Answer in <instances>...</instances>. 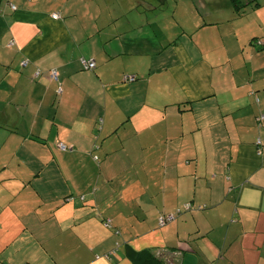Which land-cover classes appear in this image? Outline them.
<instances>
[{"label":"crops","instance_id":"1","mask_svg":"<svg viewBox=\"0 0 264 264\" xmlns=\"http://www.w3.org/2000/svg\"><path fill=\"white\" fill-rule=\"evenodd\" d=\"M144 249L264 264V0H0V264Z\"/></svg>","mask_w":264,"mask_h":264},{"label":"trees","instance_id":"2","mask_svg":"<svg viewBox=\"0 0 264 264\" xmlns=\"http://www.w3.org/2000/svg\"><path fill=\"white\" fill-rule=\"evenodd\" d=\"M230 1H231L232 6L234 7V9L236 10V12H238L239 14H242V9L246 5H249V6L251 5V7L252 6L255 7L256 5L260 4V0H230ZM257 41H258V44H262V41L260 39H258ZM60 143H58V146H59ZM258 143H260V142L258 141ZM66 148H67V146H65V145H64V148L60 147V149H66ZM94 158L96 159L97 157L94 156ZM190 208H191V205L189 204V207L188 208H184V209L188 210ZM161 217L166 219L167 216L161 215L159 218H161ZM159 218H158V223L160 225ZM172 218H174V216ZM167 221H168V219L164 222V224ZM105 224L109 225V221L106 220ZM161 225H163V224H161ZM132 260H133V262L135 264H160L151 255V252L149 250H147V249L134 252L133 255H132Z\"/></svg>","mask_w":264,"mask_h":264},{"label":"built area","instance_id":"3","mask_svg":"<svg viewBox=\"0 0 264 264\" xmlns=\"http://www.w3.org/2000/svg\"><path fill=\"white\" fill-rule=\"evenodd\" d=\"M12 7H14V6H12ZM52 17H53V18H57V17H58V14H57V13H52ZM81 63H82V65H83V67H84V68H87V69L94 68V65H95L94 61H92V60H90V59H88V60H86V59H82V60H81ZM50 77H51L52 79H54V80H57V79H58V77H57V73H56L55 70H51V71H50ZM133 79H135V76H130V77H128L127 80H133ZM59 146H60L61 148H64V145H63L62 143H60ZM188 207H189V204L185 205V208H188ZM172 217H173V216L170 215L169 217H166V219L163 218V217L159 218L160 225H161V224H164V222H165L167 219L170 220Z\"/></svg>","mask_w":264,"mask_h":264},{"label":"rangeland","instance_id":"4","mask_svg":"<svg viewBox=\"0 0 264 264\" xmlns=\"http://www.w3.org/2000/svg\"><path fill=\"white\" fill-rule=\"evenodd\" d=\"M246 6H248V5H246ZM250 6H251V5H250ZM255 13H256V12H255ZM94 156L97 157L96 155H94ZM97 158H98V157H97ZM97 158H96L95 160H98Z\"/></svg>","mask_w":264,"mask_h":264}]
</instances>
